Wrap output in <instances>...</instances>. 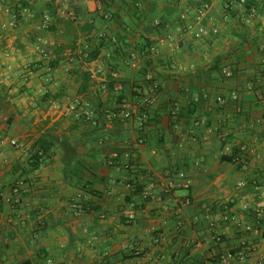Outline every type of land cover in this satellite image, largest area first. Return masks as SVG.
<instances>
[{
    "label": "crops",
    "instance_id": "0c3cea01",
    "mask_svg": "<svg viewBox=\"0 0 264 264\" xmlns=\"http://www.w3.org/2000/svg\"><path fill=\"white\" fill-rule=\"evenodd\" d=\"M178 1L0 0V264H264V0Z\"/></svg>",
    "mask_w": 264,
    "mask_h": 264
},
{
    "label": "built area",
    "instance_id": "2783aa9c",
    "mask_svg": "<svg viewBox=\"0 0 264 264\" xmlns=\"http://www.w3.org/2000/svg\"><path fill=\"white\" fill-rule=\"evenodd\" d=\"M58 3L61 4V7H58V13L60 15H67L68 17L72 18V19H76V18H80V16L74 12L71 9H67V7H65L66 3L69 0H56ZM112 1H117V0H112ZM240 4H243L245 0H238ZM97 2L101 5L102 4V0H97ZM196 4H197V8L195 10V14H196V18L198 21H200V23H202L201 21L203 20L206 12L208 11V9L211 6V3L209 1L206 0H195ZM52 16L51 15H45L44 17V21L45 23L50 22L52 20ZM15 22H11V25H15ZM213 31L215 33L218 32L217 27L213 28ZM206 32V29L204 27L203 24H200L195 35L196 36H200L203 33ZM99 37H105L106 33L104 31L99 32L98 33ZM114 40V39H113ZM87 55V53H86ZM131 58H134L136 56L135 52H131L129 55ZM231 70L229 69L228 66H224L222 68V74L226 75V76H230L231 75ZM111 75L113 77H117L118 73L115 71L111 72ZM149 78H151V76H148ZM115 86L117 90H123L124 86L123 83L120 81H116L115 82ZM147 91L150 94H144L139 100L138 103H136L135 105H128V106H120L119 108H107L105 109V115L106 117H108L109 119H114V118H119L121 120H127V119H131V118H137L139 124L138 127L139 129H143L144 125L148 119V107L149 104L151 103L153 98H157L158 97V93L156 91V86H150L147 87ZM233 98L237 99L238 95L237 93H233ZM217 100L220 103H226L228 101L227 97H223V96H219L217 98ZM78 104H80V99L76 98L72 103H69L66 106V111H75L77 116L81 115V112L77 110V106ZM173 108H172V115L176 116V114L178 113V107L176 105V103H173ZM201 121L198 120L197 124H199ZM12 143H16L15 140H12ZM128 156V155H127ZM180 176L182 178V180L178 181V182H172L169 183L168 186L172 187V188H182V187H187L190 185V181L185 177V173L184 172H180ZM155 183L154 182H150V184H148V186L145 188V193L148 194L150 193V191L154 188ZM17 187L14 188V191H17ZM190 202L189 198H185L183 201V204H188ZM249 228V227H248ZM235 259V254L234 252H227L225 254H223L221 256L220 262L222 264H233Z\"/></svg>",
    "mask_w": 264,
    "mask_h": 264
},
{
    "label": "trees",
    "instance_id": "16d2710c",
    "mask_svg": "<svg viewBox=\"0 0 264 264\" xmlns=\"http://www.w3.org/2000/svg\"><path fill=\"white\" fill-rule=\"evenodd\" d=\"M106 1H110L111 4L114 2L112 0H103V3L106 2ZM206 1H209V0H206ZM178 2H179L178 0H171V3H170L171 5L166 7V10H167L166 13H167V15L169 17L172 18V15L176 11H178ZM106 3H108V2H106ZM243 4L247 5L248 8L254 7L252 0H245ZM92 28L93 27H92L91 23H86V25L83 26L82 29L84 31H90V30H92ZM97 52L98 51L96 49L89 51L87 58L92 59V58L96 57L97 56ZM87 82H88V75L86 74L84 79H83V82H82L81 90H85L86 89ZM41 140L43 141L44 139H41ZM48 148L49 147L44 145L43 142H42V144H39V146L38 145L36 146V149H35L34 153H32L31 160H30V163L33 165V167H38L39 166L41 160L44 159L43 154H45V152H47Z\"/></svg>",
    "mask_w": 264,
    "mask_h": 264
}]
</instances>
